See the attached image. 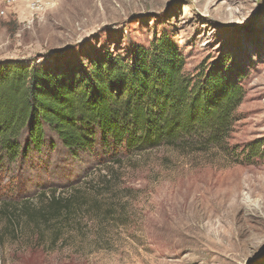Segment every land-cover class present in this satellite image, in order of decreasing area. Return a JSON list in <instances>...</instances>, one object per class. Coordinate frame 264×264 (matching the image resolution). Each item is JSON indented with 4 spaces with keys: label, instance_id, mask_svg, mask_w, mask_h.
Instances as JSON below:
<instances>
[{
    "label": "rangeland",
    "instance_id": "1",
    "mask_svg": "<svg viewBox=\"0 0 264 264\" xmlns=\"http://www.w3.org/2000/svg\"><path fill=\"white\" fill-rule=\"evenodd\" d=\"M36 1L0 0V62L130 56L167 32L189 76L224 71L228 57L243 98L228 136L208 149L96 146L72 159L45 129L40 153L0 150L1 206L74 192L114 208L102 221L104 212L77 209L53 244L51 230L39 239L0 217V264H264V157L244 160L249 142L264 146V0Z\"/></svg>",
    "mask_w": 264,
    "mask_h": 264
},
{
    "label": "trees",
    "instance_id": "2",
    "mask_svg": "<svg viewBox=\"0 0 264 264\" xmlns=\"http://www.w3.org/2000/svg\"><path fill=\"white\" fill-rule=\"evenodd\" d=\"M183 57L166 32L148 46H136L130 56L105 49L82 59L54 57L45 65L0 62V150L12 158L40 153L45 129L72 159L96 146L127 152L162 144L221 146L243 98L240 68L225 57L231 65L224 71L212 66L206 76H189L182 71ZM245 150L244 160L264 157L260 141L249 142ZM85 206L104 212L100 221L114 212L97 198L52 192L36 203L4 202L0 217L11 229L28 224L39 239L51 230L53 244Z\"/></svg>",
    "mask_w": 264,
    "mask_h": 264
},
{
    "label": "bare ground",
    "instance_id": "3",
    "mask_svg": "<svg viewBox=\"0 0 264 264\" xmlns=\"http://www.w3.org/2000/svg\"><path fill=\"white\" fill-rule=\"evenodd\" d=\"M232 193H233V192H232ZM229 195H231V194H229ZM232 196H233V195H232ZM234 197H236V195H235ZM230 198H231V196H230ZM230 198H228V200L233 202V200L230 199ZM228 200H227V201H228ZM225 201H226V200H225L224 198H222V199L220 200V203H226ZM223 205H224V204H223ZM229 205H230V204H229ZM190 207H191V206H190ZM230 207L232 208L233 205H231Z\"/></svg>",
    "mask_w": 264,
    "mask_h": 264
},
{
    "label": "built area",
    "instance_id": "4",
    "mask_svg": "<svg viewBox=\"0 0 264 264\" xmlns=\"http://www.w3.org/2000/svg\"><path fill=\"white\" fill-rule=\"evenodd\" d=\"M31 5H37L36 3H37V1L36 0H31Z\"/></svg>",
    "mask_w": 264,
    "mask_h": 264
}]
</instances>
